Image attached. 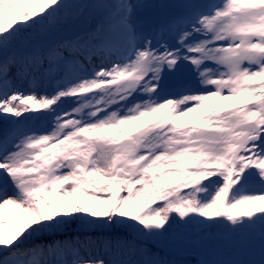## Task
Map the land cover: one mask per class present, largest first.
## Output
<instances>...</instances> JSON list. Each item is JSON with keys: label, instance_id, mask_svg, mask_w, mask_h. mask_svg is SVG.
<instances>
[{"label": "snow or ice", "instance_id": "1", "mask_svg": "<svg viewBox=\"0 0 264 264\" xmlns=\"http://www.w3.org/2000/svg\"><path fill=\"white\" fill-rule=\"evenodd\" d=\"M144 7L0 0V264H264V0Z\"/></svg>", "mask_w": 264, "mask_h": 264}, {"label": "rangeland", "instance_id": "2", "mask_svg": "<svg viewBox=\"0 0 264 264\" xmlns=\"http://www.w3.org/2000/svg\"><path fill=\"white\" fill-rule=\"evenodd\" d=\"M137 2L146 6L141 10L142 14L146 16H150L155 12L161 11V9L155 6L161 5V4L172 3L174 2V0H137ZM148 119L151 120L153 118L149 117ZM183 121L190 122L192 120H183ZM9 191H11L10 183H9ZM189 232L191 233V240L193 241V243L190 245L188 251L182 254H176V255L170 256L169 258L183 261V264H200V261L197 259V255L199 254H201L204 259L220 258L218 253L206 251L202 247H200L197 243H195V241L199 239L197 235V233L199 232V229L192 228L189 230ZM237 258L259 262L261 260L259 236L255 237L251 251L246 249L243 252V254H241Z\"/></svg>", "mask_w": 264, "mask_h": 264}, {"label": "bare ground", "instance_id": "3", "mask_svg": "<svg viewBox=\"0 0 264 264\" xmlns=\"http://www.w3.org/2000/svg\"><path fill=\"white\" fill-rule=\"evenodd\" d=\"M219 102H220V103H224V104L231 103V101H219ZM181 119H183V120H193V119H195V117L192 116V115H189V116H187V117H182Z\"/></svg>", "mask_w": 264, "mask_h": 264}, {"label": "trees", "instance_id": "4", "mask_svg": "<svg viewBox=\"0 0 264 264\" xmlns=\"http://www.w3.org/2000/svg\"><path fill=\"white\" fill-rule=\"evenodd\" d=\"M6 22H7V21L5 20V23H6ZM74 227H75V225H72V226H71L72 229H73Z\"/></svg>", "mask_w": 264, "mask_h": 264}]
</instances>
